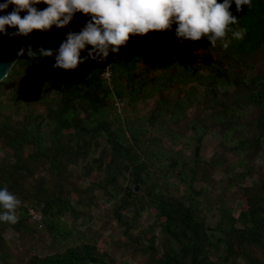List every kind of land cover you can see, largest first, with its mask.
Wrapping results in <instances>:
<instances>
[{
  "label": "trees",
  "instance_id": "trees-1",
  "mask_svg": "<svg viewBox=\"0 0 264 264\" xmlns=\"http://www.w3.org/2000/svg\"><path fill=\"white\" fill-rule=\"evenodd\" d=\"M235 7L246 34L227 49L130 36L111 89L102 61L16 59L0 81V188L21 204L0 222V264H264V64L251 61L264 0ZM65 34L33 30L23 47L57 49Z\"/></svg>",
  "mask_w": 264,
  "mask_h": 264
},
{
  "label": "clouds",
  "instance_id": "clouds-1",
  "mask_svg": "<svg viewBox=\"0 0 264 264\" xmlns=\"http://www.w3.org/2000/svg\"><path fill=\"white\" fill-rule=\"evenodd\" d=\"M235 3V13L241 5L252 6V0H4L0 12L14 7L0 16V34L27 36L33 30L47 31L55 26L65 30V38L57 49L22 47L17 55L27 53L29 58H54V68L74 70L91 58L104 61L109 53H120L130 36L144 35L150 31H174L179 43L205 38L212 47L219 44L227 49L232 39L242 40L246 29L234 26L239 19L230 6ZM46 8L38 10L40 4ZM26 11L21 18L20 13ZM76 13L89 19L77 30L67 27ZM177 27L173 29V25ZM16 28L9 33L5 26ZM90 45V48H86ZM168 50L167 48L165 49ZM86 51L87 55L81 56ZM122 54V53H121ZM21 201L7 187L0 188V222H18L16 210Z\"/></svg>",
  "mask_w": 264,
  "mask_h": 264
},
{
  "label": "water",
  "instance_id": "water-1",
  "mask_svg": "<svg viewBox=\"0 0 264 264\" xmlns=\"http://www.w3.org/2000/svg\"><path fill=\"white\" fill-rule=\"evenodd\" d=\"M0 3H4V0H0ZM13 7V5H10L5 12H0V16L6 15ZM24 12L25 11H22L20 13L21 18H23ZM5 28L9 33L17 30L16 28L9 27L7 25ZM25 39V35L10 37L8 35L0 34V81L7 75L10 67L19 57L17 53L18 50L23 47ZM134 190H138V185L135 186Z\"/></svg>",
  "mask_w": 264,
  "mask_h": 264
},
{
  "label": "rangeland",
  "instance_id": "rangeland-1",
  "mask_svg": "<svg viewBox=\"0 0 264 264\" xmlns=\"http://www.w3.org/2000/svg\"><path fill=\"white\" fill-rule=\"evenodd\" d=\"M49 32L51 34L55 33L56 32V27L53 26L51 29H49ZM251 61L254 64L255 70L261 69L263 67L262 65L264 64V56L263 55L262 56H259V55L256 56V55H254L251 58ZM246 70H248L250 73H251V71H253L251 69H246ZM221 88L222 89L225 88V85H222ZM217 140H218V135H214V134H209V136L207 138H205V140H204V147H203V151H202L203 156L209 157L212 154L213 147H214L215 143L217 142ZM257 163L259 165H261L260 174H262L263 177H264V161L262 159H259L257 161ZM215 176L216 177H219V174H216ZM257 176L258 175H255L254 178L247 179L246 183L247 184H251L252 181H255L258 178ZM138 188H139V186H138ZM238 209H239V205L237 204L235 206V209H234L235 213L238 212ZM97 212L98 211L94 210L93 213H97ZM143 220H144V218H143ZM141 223H143V221H141ZM96 225H99V222H97ZM108 232H110V230H108ZM119 232L120 231L118 230V231H116L115 234L119 235L120 239H123L124 236L121 233H119ZM7 237L9 238L10 241L13 239L14 236L12 234V231H8ZM127 259H128V261H130V257L129 258L127 257ZM131 264H136V262L135 261H131Z\"/></svg>",
  "mask_w": 264,
  "mask_h": 264
},
{
  "label": "built area",
  "instance_id": "built-area-1",
  "mask_svg": "<svg viewBox=\"0 0 264 264\" xmlns=\"http://www.w3.org/2000/svg\"><path fill=\"white\" fill-rule=\"evenodd\" d=\"M79 22L76 20L74 16V20L69 23L70 27H75ZM112 53L110 52L106 60L102 61L103 64V72H102V78L104 79L106 85L108 88H113V73H114V67H113V59H112ZM34 217L40 218V215L34 213Z\"/></svg>",
  "mask_w": 264,
  "mask_h": 264
}]
</instances>
